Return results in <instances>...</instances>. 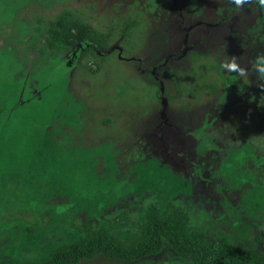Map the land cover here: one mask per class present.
Here are the masks:
<instances>
[{
    "label": "rangeland",
    "instance_id": "rangeland-1",
    "mask_svg": "<svg viewBox=\"0 0 264 264\" xmlns=\"http://www.w3.org/2000/svg\"><path fill=\"white\" fill-rule=\"evenodd\" d=\"M66 13L105 49L51 47ZM257 53L259 0H0V257L43 261L102 226L128 244L169 202L264 248V88L252 73L226 87L222 67ZM131 264L191 263L166 250Z\"/></svg>",
    "mask_w": 264,
    "mask_h": 264
},
{
    "label": "trees",
    "instance_id": "trees-1",
    "mask_svg": "<svg viewBox=\"0 0 264 264\" xmlns=\"http://www.w3.org/2000/svg\"><path fill=\"white\" fill-rule=\"evenodd\" d=\"M69 14L50 24L51 47L59 45L77 52L80 47L92 44L105 49V34ZM85 51V55L93 52L91 49ZM60 75L61 78L63 73ZM237 77L236 73L232 74L226 80V87L234 86ZM257 240L262 241L261 236H257ZM166 250L191 264H264L263 246L247 250L237 243L203 233L192 225L189 211L175 202H169L163 209L150 206L137 238L128 244L123 243L112 229L102 226L87 230L81 240L53 249L46 260L20 262L11 256H2L0 264H93L98 258L115 264H131L160 256Z\"/></svg>",
    "mask_w": 264,
    "mask_h": 264
},
{
    "label": "clouds",
    "instance_id": "clouds-1",
    "mask_svg": "<svg viewBox=\"0 0 264 264\" xmlns=\"http://www.w3.org/2000/svg\"><path fill=\"white\" fill-rule=\"evenodd\" d=\"M231 3L239 10L240 6L246 3V0H231ZM259 4L264 7V0H259ZM222 67L226 68L229 72L238 74L239 77L243 78L245 84L249 83V74H255L258 86L264 88V53H257L255 55L251 61L250 68L240 66L235 59L222 65Z\"/></svg>",
    "mask_w": 264,
    "mask_h": 264
}]
</instances>
